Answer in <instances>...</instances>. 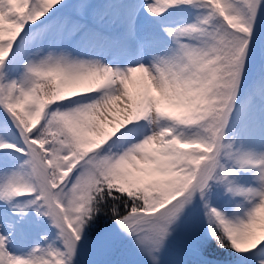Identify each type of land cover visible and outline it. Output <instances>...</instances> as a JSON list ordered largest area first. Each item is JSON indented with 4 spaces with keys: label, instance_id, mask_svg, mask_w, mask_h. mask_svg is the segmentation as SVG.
<instances>
[{
    "label": "snow or ice",
    "instance_id": "obj_1",
    "mask_svg": "<svg viewBox=\"0 0 264 264\" xmlns=\"http://www.w3.org/2000/svg\"><path fill=\"white\" fill-rule=\"evenodd\" d=\"M181 6L203 11L161 25L167 46L144 32L136 63L85 58L103 51L95 47L102 27L136 38L144 14ZM65 7L0 0V110L14 137L0 135V153L11 150L0 160V264H81L84 247L101 257L88 264H120L104 257L122 242L161 264L197 200L224 255L185 236L196 264H264V121L257 135L238 132L233 120L264 0H129L118 13L74 0L54 16ZM29 39L21 60L17 49ZM252 168L254 184L236 182ZM214 184L240 198L229 212L209 203ZM29 210L55 229V241L13 252L9 239ZM101 216L109 223L90 238Z\"/></svg>",
    "mask_w": 264,
    "mask_h": 264
},
{
    "label": "rangeland",
    "instance_id": "obj_2",
    "mask_svg": "<svg viewBox=\"0 0 264 264\" xmlns=\"http://www.w3.org/2000/svg\"><path fill=\"white\" fill-rule=\"evenodd\" d=\"M62 3L64 5L67 4L71 6L74 3V0H62ZM90 3L98 6L101 9H103L102 6L104 7L107 6L110 8L112 13H118L122 11V9L127 3H129V0H90ZM184 7H188V6H181L179 8H170L162 16L156 18L144 14L143 16L144 24L141 30V34L134 39L122 35L118 28L115 27L109 28L107 26L102 27L101 32L104 34L105 38L100 42H98L95 45V47L98 49H102L103 51H101L99 55H93L92 57H85V58L99 59L102 62L111 63L114 66H120V67H123L125 64L128 63H136L138 56L137 54L133 55L131 51L137 50L138 53L139 44L142 43L144 39L143 33L144 32L152 33L156 42L159 43L162 47L171 44L169 37L162 31L161 25L175 26V25L184 24V23H179V24L174 23L175 16L176 15L178 16V14L181 13L182 8ZM196 13H197L196 11H192L190 15H188L187 17L190 16V18H192L193 20ZM255 34L257 35V30L255 31ZM250 38H249V46L246 52L244 64L249 60V52L251 48L250 45L252 42L251 41L252 38L251 39ZM256 41L258 44L257 46L258 49H261V51L264 54V48H263L264 44L261 42V40H259L258 37H256ZM133 44L135 45V47L133 46ZM144 62L145 63L148 62V57L146 55L144 56ZM249 89L250 91L244 93V95H243V91H240L239 96L237 97L236 100L233 120L237 128V131L240 132L241 130L250 129L251 122L249 118L250 119L253 118L256 122V124L254 125L255 128L254 130H256V132H258L257 134H259L261 122L264 121V104L257 101V99H253L251 91H253V94H255V92H260L264 96V75L260 74L257 77V79L254 81V83L250 85ZM6 119H7L6 114L5 113L2 114V116L0 117V135L5 136V138L11 140L14 137L8 135L7 131L3 127V121H5ZM8 125L9 127H11L10 121H8ZM235 139H236V143H239V137H236ZM10 151L11 150H6L5 152L0 153V160L11 159V156L8 155ZM255 172L256 169L254 168L241 170L238 174V179L236 182L244 185L254 184L255 180L253 179V177ZM238 202L239 199L237 200V203ZM191 214L192 211L191 209H189L185 213L184 218L181 219L176 237H180L181 239L185 236L201 237V235L199 234L200 231H202L203 233H205V231L208 232L207 226L198 224L195 214L194 216H192ZM12 235H14L16 239H18L15 241L22 243L21 245L20 244L18 245L19 248H16L14 250H11L12 248L9 249L17 253L27 251L29 247H31L35 242H37V241H33L34 240L33 238L37 236L39 238L42 237V239L46 238L47 242L55 241V229L49 226L48 221L45 218L43 217L37 218L36 214L31 210L28 211L25 220L21 223L19 228ZM94 235L95 233L89 235V237L91 238ZM122 243H120L118 248L121 246ZM170 245H173L174 249L176 250L180 251L181 249H183L184 251L186 250L188 254H194L192 251H188L186 248H183L180 245H177L175 242L170 240L168 243V247L163 251L162 256L160 258L161 264H181L178 262L175 256L171 254L172 251L169 248ZM82 249L84 251H87L88 247H84ZM117 255L118 253L117 251H115L114 253L104 258L111 259L112 256H117ZM100 258L101 257L97 254L95 260ZM118 260L120 264H151L148 258L140 254L137 250L132 253L127 249V252H122L120 254ZM80 261L81 264L82 261H84L82 255L80 256Z\"/></svg>",
    "mask_w": 264,
    "mask_h": 264
},
{
    "label": "trees",
    "instance_id": "obj_3",
    "mask_svg": "<svg viewBox=\"0 0 264 264\" xmlns=\"http://www.w3.org/2000/svg\"><path fill=\"white\" fill-rule=\"evenodd\" d=\"M185 12L188 13V15H190V13L192 11H196V12H199V11H203V9H196V8H192V7H185ZM55 15H62V13L60 12L59 13H56L54 14ZM260 18H259V25L258 26V32H257V37L259 38V40H261V42L264 44V8H261L260 9ZM183 21V23H187V22H190L192 20V18L187 17L186 14H185V17L181 19ZM31 44V40L29 39L27 42L26 41H21L20 43V47L17 49V57H19L21 60L23 59V56H24V52H25V49L29 47V45ZM264 48V47H263ZM29 50H34V47L29 49ZM263 53V52H262ZM17 57H13V59H16ZM258 70H264V59L263 61L261 60V62L258 64L257 66ZM260 74L259 71H255L254 74H253V79L258 77ZM249 87H250V84L247 85L246 87H244V92H247L249 91ZM211 192H212V195L209 197V202H215L216 204L218 205H221L223 207V211L224 212H229V210L231 208H233L232 206H234V204H231V199L233 198L231 196V194H229V196L224 193L225 190H224V186L223 185H220V186H216L215 184L213 185L212 189H211ZM192 211V216H194L195 214V217H196V220L198 222V224H201V225H205L207 226L208 228V222L204 216V209H203V206L201 205L200 201L197 200L196 201V206H195V210ZM184 218V217H183ZM182 218V219H183ZM109 221L106 220L105 217L101 216L96 225L91 227L89 229V235L93 234L96 232V229H98L99 227L105 225L106 223H108ZM201 235V239L205 240L207 242V247L208 249L213 252V254H216V255H224V252L223 251H218L215 247V242L211 240V238L208 236V232L205 231V233H203L202 231H200L199 233ZM169 248L171 249L172 253L175 258L178 260L179 263L181 264H196V257H194L193 255H188L187 253L183 252V251H178L172 247L169 246ZM127 249L130 251V252H134L136 251V249L129 243L127 242H123L121 244V246L118 248L117 253L118 255L117 256H112L111 259H117L119 258L120 254L122 252H127ZM248 264H256L255 262H252L251 259L249 260Z\"/></svg>",
    "mask_w": 264,
    "mask_h": 264
},
{
    "label": "bare ground",
    "instance_id": "obj_4",
    "mask_svg": "<svg viewBox=\"0 0 264 264\" xmlns=\"http://www.w3.org/2000/svg\"><path fill=\"white\" fill-rule=\"evenodd\" d=\"M251 41L252 42H251V45H250L251 48H250V52H249V60L244 64V69H243V72H242L241 81H240V87L239 88L243 87L244 84L249 80L248 78L251 76V73L253 71V66L255 64V59H256L255 56H256L257 50H258L257 47H256L257 46V42H256V39H254V38H252ZM131 53H133V55H135L134 50L131 51ZM136 75L138 76L139 74H136ZM253 150L254 151H256V150L258 151V150H260V148L259 147H255ZM38 238H39L38 236L33 238L34 239L33 241H37L35 243H41V244L45 243V239H42V237L39 238V239ZM15 240H18V239H16V237L14 235H12L10 237V239H9V242H8L9 243L8 244V248L9 249L12 248L11 250H14L16 248H19V246H18L19 244L20 245L22 244L21 242H17ZM83 253L85 255L84 258L85 259L88 258L87 263L89 261L95 260V257L97 255L90 248L87 251H84Z\"/></svg>",
    "mask_w": 264,
    "mask_h": 264
},
{
    "label": "water",
    "instance_id": "obj_5",
    "mask_svg": "<svg viewBox=\"0 0 264 264\" xmlns=\"http://www.w3.org/2000/svg\"><path fill=\"white\" fill-rule=\"evenodd\" d=\"M253 24H254V22H253ZM81 253H83V252L81 251ZM83 256H85L84 253H83ZM87 260H88V258H87V259H84V261H83L82 263H83V264H88V263H87Z\"/></svg>",
    "mask_w": 264,
    "mask_h": 264
}]
</instances>
